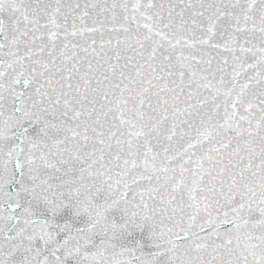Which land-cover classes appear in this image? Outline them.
Returning <instances> with one entry per match:
<instances>
[{
  "label": "snow or ice",
  "instance_id": "obj_1",
  "mask_svg": "<svg viewBox=\"0 0 264 264\" xmlns=\"http://www.w3.org/2000/svg\"><path fill=\"white\" fill-rule=\"evenodd\" d=\"M0 264H264V0H0Z\"/></svg>",
  "mask_w": 264,
  "mask_h": 264
}]
</instances>
